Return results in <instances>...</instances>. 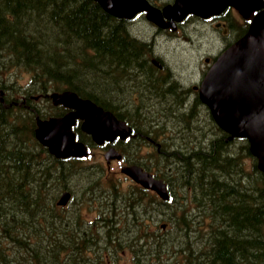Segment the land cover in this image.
Here are the masks:
<instances>
[{
    "label": "trees",
    "instance_id": "1",
    "mask_svg": "<svg viewBox=\"0 0 264 264\" xmlns=\"http://www.w3.org/2000/svg\"><path fill=\"white\" fill-rule=\"evenodd\" d=\"M115 20L96 0H0V264H100L98 256L87 253L99 240L112 246L125 241L135 264H264V176L246 139L238 146L213 121L212 133L194 131L199 128L189 125L186 107L175 109L179 113L174 118L189 117L180 125L186 145L164 139L157 147L166 165L176 169L173 183L185 198L180 202L183 225L171 239L145 224H151L148 213H165L163 207L176 200L169 176L155 173L169 185L171 197L164 201L134 182L117 183L102 162L56 158L36 139L38 116L65 111L48 95L63 89L75 90L126 119L134 133L161 129L153 106L128 102L125 78L142 82L141 70L148 73L141 62L145 45ZM20 72L28 74L24 83ZM35 95L45 98L39 102ZM75 131L78 140L94 147L89 134L79 126ZM132 138L124 158L142 164L135 152L144 139ZM247 158H252L251 168ZM78 178L82 184L71 182ZM103 181L110 187L100 204L102 222L90 233L80 218L82 208H61L56 200L65 188L74 196L75 186L81 196L94 192L99 200L105 192L96 190ZM188 201L196 203L199 214L189 210ZM87 202L96 207L94 197ZM117 213L122 215L115 218ZM200 217L206 219V234L199 240L196 236L194 247L187 221L195 224Z\"/></svg>",
    "mask_w": 264,
    "mask_h": 264
},
{
    "label": "water",
    "instance_id": "2",
    "mask_svg": "<svg viewBox=\"0 0 264 264\" xmlns=\"http://www.w3.org/2000/svg\"><path fill=\"white\" fill-rule=\"evenodd\" d=\"M96 1L107 12L119 17L132 18L140 11H147V17L157 23L163 20V14L174 23L188 13L208 16L228 5L240 8L245 16L250 10H260L252 18L248 30L228 46L208 70L201 97L216 123L230 133V139L235 136L248 139L249 150L257 158V166L264 175V0H175L163 9L151 5L148 0ZM50 96L55 104L71 108L62 116L37 121L36 138L56 157L88 154L87 146L76 139L73 130L77 119L83 120L81 128L99 144L113 141L117 136L125 138L131 133L132 128L124 119L72 90L53 92ZM105 157L108 160L120 158L121 154L112 147L105 152ZM121 170L145 188L155 190L163 199L169 197L166 183L140 165L126 164ZM70 198L71 192L66 190L57 204L66 205Z\"/></svg>",
    "mask_w": 264,
    "mask_h": 264
},
{
    "label": "flooded vegetation",
    "instance_id": "3",
    "mask_svg": "<svg viewBox=\"0 0 264 264\" xmlns=\"http://www.w3.org/2000/svg\"><path fill=\"white\" fill-rule=\"evenodd\" d=\"M173 1L170 0L166 3ZM150 2L159 7L163 6L153 0ZM258 11L250 10L248 16H245L240 8L228 5L222 11L207 17L190 13L175 23H171L169 18H165L162 26L149 20L146 12L139 14L135 19H116L115 22L127 27L130 34L131 29L136 27L138 18L143 19L140 23L143 22L152 28L151 36L148 37L141 36L140 30L137 28L134 29L135 33L131 34L145 45L144 49L140 51L141 57L144 58L141 62L148 66V73L146 74L141 70L142 82H137V78L130 79L129 85L131 87L127 89L130 105H149L157 108H180L183 106L188 112L197 111L200 117L201 110L206 109V104L203 102L200 93L201 86L209 68L227 46L247 31L253 16ZM203 29L205 34L209 32L210 48H205L203 43L193 44L192 49L184 51V54L189 57L186 63H177L172 60V56L177 55L175 53L182 52L168 49V44L170 42L182 44L184 40L189 39L192 41L191 34H200ZM180 100L182 101L180 102ZM135 137L151 141L146 143L150 149H157L161 146L153 137L142 136L140 132L136 133ZM129 142L130 140L117 138L113 142H105L102 147L107 149L110 146H115L119 149V145L127 146ZM114 161L116 160H111L107 166L110 167L111 162ZM118 162L124 163L122 159Z\"/></svg>",
    "mask_w": 264,
    "mask_h": 264
},
{
    "label": "rangeland",
    "instance_id": "4",
    "mask_svg": "<svg viewBox=\"0 0 264 264\" xmlns=\"http://www.w3.org/2000/svg\"><path fill=\"white\" fill-rule=\"evenodd\" d=\"M159 4H162L164 2H168L170 0H153ZM143 19L138 18V20L136 21V27H133V29H131V34L135 33L134 29H138L141 32V36H151V32H152V28L151 26L141 22ZM204 29L202 30V33H193L191 34V40H184L182 44H177L176 42L173 43H169L168 44V49L170 50H174V51H178V52H182V53H175L177 55L172 56V60L176 61L177 63H186L187 60H189V57L187 56V54H184V51H188L190 49H192L193 44H200L203 43L205 48H210L209 47V32L208 34L204 33ZM160 39V36H158ZM203 47V49H204ZM202 49V51H203ZM187 57V58H186ZM191 61H193V59L191 58ZM180 71V70H179ZM181 72V71H180ZM21 81L24 83L27 78H28V74L26 72H20L19 73ZM130 76L126 77L125 80H127V83L129 85L130 81H129ZM129 87H131L129 85ZM135 106V105H134ZM150 107V106H149ZM153 108V107H151ZM164 108V109H163ZM176 108L173 109H168L166 107H159V111L160 113H158L156 111V109H152V112H155L154 114L156 115L155 119L156 121H158L160 123V126H162L163 130L161 132H159L156 137L155 140L161 144L164 143V139L167 140L169 143L170 142H174L176 141L177 143H183L182 146L186 145V141H184V136L183 133L180 131V125H182V123L187 122L189 120L188 116H183L180 117L178 115L177 118H174V116L176 117V114H178L179 112H175ZM191 119L189 121V125L191 126H196V128L199 129H193L194 131H198L200 129H205L206 131L212 133L213 131L216 130V128L213 125V119L210 116V113L208 110L206 109H202L201 113H200V117L198 115V112L195 110H193V114L190 115ZM158 119V120H157ZM213 121V122H212ZM215 124V123H214ZM178 126V127H177ZM185 127L186 126H182ZM184 128V129H185ZM203 131V130H202ZM213 135V134H212ZM234 142H236V144H238V146H242L245 144L244 140H235ZM147 145V144H145ZM104 150L100 147H96L93 149V156L91 158H89L85 163L89 164L93 161H99L105 164V158L103 156ZM135 156L137 159H139L142 164H144L151 172H162L164 174H166L167 176H169L171 178V182L173 187L175 188L174 190L176 191L175 193V199L172 203V205L170 207H163V210L165 213H161L159 214L157 211L153 212V214L151 215V213H148V221H151V224H147L145 223L147 226L150 225L151 226V231H155L156 233L160 232L163 234V236H165V238L171 239L173 238L174 235H176V230L179 229L180 225H183V209L184 206L181 205L180 202L185 201V198L183 197V190L182 188H176L175 184L173 183L175 181V177L177 175V171L176 169H174V167L172 166H168L166 165V161L164 159L163 156H161L159 154V152L157 151V149H150L148 147H145L143 149H139L138 154H136L135 152ZM248 166L249 168L252 167V158H247ZM121 163H119L117 160L114 162H111V166L110 169L112 170L113 173H109L112 176L116 177V182L120 183V184H124L125 186H129L130 184H132V180L130 178H128L127 176H125L121 170ZM72 183L78 182L80 184L83 183V181L78 178L77 180H73L71 179ZM95 182V181H94ZM103 184L100 186V188H98L96 190L97 194H99V192H105L102 194L101 198L98 200V198L95 196L94 192H89L86 194H83L81 196V188L79 186H75V195L74 198L76 199L72 205L70 204L68 207H74V208H82L84 211L82 213V217L85 219V224H86V231L90 232V233H96L97 232V228L100 222H102V218L99 216V210L102 209V207L100 206L101 203L104 202L105 196L108 192V189L110 187L109 183L106 181L102 182ZM54 190V189H53ZM62 191V190H61ZM61 193V192H60ZM60 193L58 194V196L60 195ZM191 195V194H189ZM90 197H94L95 198V202H96V207H89V203L87 202L88 198ZM191 196H188L187 199H189ZM188 206H189V210H191L193 212V214L195 213H200V211L198 209H196L193 206H196V203H192L188 201ZM61 209V208H60ZM76 209V211H77ZM120 215H122V213H117L115 218H118ZM151 216V217H150ZM97 217V222L95 223H89L87 220H95V218ZM199 217V215H198ZM197 217V218H198ZM175 218L176 221H174ZM187 225H191L189 226L190 228L188 229V234L190 237V240H193V246L197 247L198 245V241L197 238L199 240L200 237H202L203 235L206 234V219L204 218H199V220L197 221L196 219V223H192L187 221ZM89 224V225H88ZM163 224H167L166 227H162ZM196 225L194 228L193 226ZM142 228V227H141ZM195 228H197L198 230H196ZM195 229V231H194ZM120 235L123 238H125L124 232L121 230L120 231ZM140 232V230L138 231ZM140 234L142 235V233L140 232ZM197 236V238H196ZM126 242L122 241L120 246H116V245H110V243H106L105 240H99L98 242V246L97 248L93 251L91 248L88 249V255L91 257L94 256H98V259L100 260V264H135L133 261V256L134 253L131 249L127 248L126 246ZM168 256L165 255V258H167ZM169 261H172L171 259Z\"/></svg>",
    "mask_w": 264,
    "mask_h": 264
},
{
    "label": "bare ground",
    "instance_id": "5",
    "mask_svg": "<svg viewBox=\"0 0 264 264\" xmlns=\"http://www.w3.org/2000/svg\"><path fill=\"white\" fill-rule=\"evenodd\" d=\"M231 8V7H230ZM228 24V23H227ZM130 26V25H129ZM153 79V78H152ZM151 79V80H152ZM146 80V79H145ZM12 81V80H11ZM144 81V80H143ZM149 83V82H148ZM13 97V96H12ZM34 106V105H33ZM26 112V111H25ZM31 112V111H30ZM26 113H28V112H26ZM29 114V113H28ZM158 120V119H157ZM84 141V140H83ZM115 196V195H114ZM152 196V195H151ZM133 199V198H132ZM114 202V201H113ZM155 202V201H154ZM153 205V204H152ZM133 208V207H132ZM135 209V208H134ZM157 211V210H156ZM135 212V211H134ZM151 217V216H150ZM89 225V224H88Z\"/></svg>",
    "mask_w": 264,
    "mask_h": 264
}]
</instances>
